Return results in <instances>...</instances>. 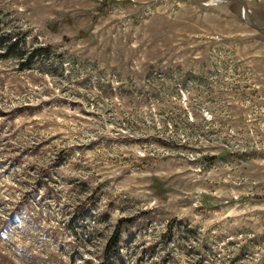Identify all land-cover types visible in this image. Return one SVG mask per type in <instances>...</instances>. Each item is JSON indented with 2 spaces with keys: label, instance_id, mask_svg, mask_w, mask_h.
<instances>
[{
  "label": "rangeland",
  "instance_id": "1",
  "mask_svg": "<svg viewBox=\"0 0 264 264\" xmlns=\"http://www.w3.org/2000/svg\"><path fill=\"white\" fill-rule=\"evenodd\" d=\"M241 8L0 0V264H264V34Z\"/></svg>",
  "mask_w": 264,
  "mask_h": 264
},
{
  "label": "water",
  "instance_id": "2",
  "mask_svg": "<svg viewBox=\"0 0 264 264\" xmlns=\"http://www.w3.org/2000/svg\"><path fill=\"white\" fill-rule=\"evenodd\" d=\"M194 1H198L201 3H212V2H218V1H230V0H194ZM234 1H237L242 5L241 14H242V17L246 19L247 23L253 26L258 32L264 34V24L262 26H258L254 22V20L250 16L248 6L245 0H234Z\"/></svg>",
  "mask_w": 264,
  "mask_h": 264
},
{
  "label": "trees",
  "instance_id": "3",
  "mask_svg": "<svg viewBox=\"0 0 264 264\" xmlns=\"http://www.w3.org/2000/svg\"><path fill=\"white\" fill-rule=\"evenodd\" d=\"M123 1V0H122ZM105 2L107 3H115V2H118V0H105ZM5 36L2 35V38L4 39ZM17 46V42H12L10 40H8V42H6V49L9 50L11 49L12 47H16ZM11 54L7 53L5 54V56H10ZM87 203V200H85L83 203L79 204L77 207H76V212L77 214H79L80 216L83 214L84 212V207ZM117 231H115L116 233ZM99 264H110L109 263V258H108V253L105 252L104 253V257H103V261L100 262Z\"/></svg>",
  "mask_w": 264,
  "mask_h": 264
}]
</instances>
